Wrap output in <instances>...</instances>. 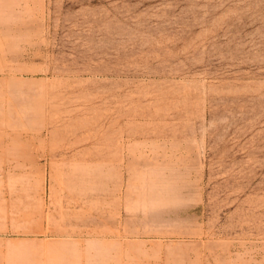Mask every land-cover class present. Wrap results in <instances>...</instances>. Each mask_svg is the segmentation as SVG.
I'll use <instances>...</instances> for the list:
<instances>
[{"label":"rangeland","instance_id":"rangeland-1","mask_svg":"<svg viewBox=\"0 0 264 264\" xmlns=\"http://www.w3.org/2000/svg\"><path fill=\"white\" fill-rule=\"evenodd\" d=\"M0 264H264V0H0Z\"/></svg>","mask_w":264,"mask_h":264}]
</instances>
